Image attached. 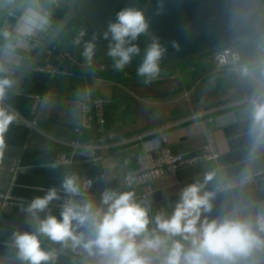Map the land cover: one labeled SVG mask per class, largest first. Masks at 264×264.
I'll return each mask as SVG.
<instances>
[{
  "label": "crops",
  "instance_id": "crops-1",
  "mask_svg": "<svg viewBox=\"0 0 264 264\" xmlns=\"http://www.w3.org/2000/svg\"><path fill=\"white\" fill-rule=\"evenodd\" d=\"M259 2L264 14V0ZM65 12L66 6L53 0H17L13 7L0 9V27L7 28L0 43V61L14 63L21 71L39 48L19 43L18 37L46 39ZM85 43V33L77 25H70L5 101V107L31 119L33 99L15 92L44 96L37 115V130L26 125L9 126L0 148V190L8 184V165L14 161L12 167L17 168V174L12 195L16 200L25 201L0 222V264H20L12 234L36 231L30 214L23 211L34 197L53 187L61 197L53 202L62 203L69 197L61 188L66 173L77 174L82 182L91 180L87 196L95 202L98 197L100 178L95 164L80 157L68 166L58 163L59 155L69 151L68 143L94 145L92 129L81 134L76 132L80 123L79 105L89 97ZM237 46L242 56L241 70L247 68V75L241 70L238 73L217 70L212 53L169 66L160 65L159 75L148 84L137 75V70L125 67L122 71L98 73L94 69L96 60L91 61L94 99L108 100L104 107V130L97 132L98 145L108 146L100 151L104 180L112 182L105 190L122 191L114 181L136 169L141 143L159 140V129L166 126L169 128L164 132L173 153L189 154L201 149L206 143L205 132L210 131L220 158L183 168L174 177H162L147 189V199L141 198L142 189L134 190L136 199L150 208V214L154 215L159 207L171 212L181 189L203 182L208 175L212 179L205 185V191L213 192L215 197L211 218L236 209L254 212L264 205V178L232 191L216 189L226 181L264 170V140L257 142L249 131V102L253 97L264 95V34ZM36 67L57 69L63 74L50 77L37 72ZM215 76L221 78L207 82ZM200 113L204 114L192 119ZM135 137L142 138L136 141ZM60 211L50 212L59 217ZM40 239L43 247L56 250L53 264H95L98 259L82 251L83 257L74 260L70 254L61 253L67 247L53 248L54 243L46 237ZM253 261L264 264V252L255 253L250 264Z\"/></svg>",
  "mask_w": 264,
  "mask_h": 264
},
{
  "label": "clouds",
  "instance_id": "clouds-1",
  "mask_svg": "<svg viewBox=\"0 0 264 264\" xmlns=\"http://www.w3.org/2000/svg\"><path fill=\"white\" fill-rule=\"evenodd\" d=\"M148 34L149 22L142 11L125 7L116 13L103 33L109 41L107 55L116 70L122 71L140 54L135 41ZM172 46L179 50L178 42L173 41ZM84 47L85 56L91 59L95 38ZM166 54L167 47L160 38L151 36L137 67V75L145 84L159 75ZM241 71L248 74L247 68ZM11 84L9 78L0 77V148L4 134L17 119L16 113L3 105ZM249 103L250 135L260 142L264 140V95L253 97ZM211 179L208 175L203 182L186 185L171 212L152 215L133 191L106 189L96 203L87 196L92 181L82 182L77 174L66 173L61 188L69 199L59 217L49 211V205L61 198L55 187L34 197L23 209L36 224V231L12 234L17 258L20 264H53L56 250L43 247V236L61 247L98 257L95 264H250L255 253L264 252V205L254 212L236 209L211 218L215 197L205 191ZM41 213L46 214L41 217Z\"/></svg>",
  "mask_w": 264,
  "mask_h": 264
},
{
  "label": "water",
  "instance_id": "water-1",
  "mask_svg": "<svg viewBox=\"0 0 264 264\" xmlns=\"http://www.w3.org/2000/svg\"><path fill=\"white\" fill-rule=\"evenodd\" d=\"M66 6L64 17L55 25L51 33L42 43L38 51L22 68L7 89L6 97L14 92L21 81L36 66L40 58L50 49L60 34L75 24L80 32L86 35V42L95 38L96 49L89 59L84 54L86 83L92 110V133L94 145H98V134L94 109L92 60L113 61L107 55L108 40L103 38L108 23L114 21L116 13L125 7H135L142 11L149 22V34L141 35L135 43L141 49L127 68L137 70L144 58L150 37L160 38V42L167 47V54L160 62L162 66H169L203 53L224 47L229 44H239L256 36V21L262 14L259 0H53ZM179 44V50L172 46V42ZM226 77V76H222ZM220 76L208 79L214 82ZM80 108V105H79ZM79 123V120H78ZM32 135V134H31ZM14 160V159H13ZM14 161L9 163L8 182L11 178L10 170ZM96 167L100 178V190L96 203L105 187L112 182H105L103 161L97 151ZM7 168V167H6ZM61 247L54 244L53 248ZM52 250L50 247H44Z\"/></svg>",
  "mask_w": 264,
  "mask_h": 264
},
{
  "label": "built area",
  "instance_id": "built-area-1",
  "mask_svg": "<svg viewBox=\"0 0 264 264\" xmlns=\"http://www.w3.org/2000/svg\"><path fill=\"white\" fill-rule=\"evenodd\" d=\"M17 0H0V9H5L7 6L13 7ZM262 6V5H261ZM5 26L0 27V43L3 34L6 32ZM264 34V14L259 16L256 21V35ZM45 39V38H44ZM33 40L27 36H19L17 41L24 45H30L34 49L40 48L43 41ZM212 61L214 66L219 71H231L238 73L241 70L242 56L237 44H229L224 47L215 49L212 53ZM94 69L98 73H106L110 71H116L114 68V62L109 60H96ZM35 70L39 73H44L53 77L55 75L63 74L57 69L36 67ZM20 71V67L14 63H6L0 61V77H6L12 80L17 76ZM18 96H28L33 99V105L31 108V119L23 118L17 115V119L10 125H26L29 129L37 130V115L44 96H30L22 91L15 92ZM90 98L87 97L80 104V123L76 132L81 134L83 131H89L92 129V116L90 109ZM108 100L99 98L94 99L95 119L97 132L101 133L104 130L105 124V104ZM204 113L196 114L192 119L202 116ZM169 127L161 126L159 132L161 134L160 139L154 141H146L141 143V148L136 156V169L129 175L116 179L114 181L118 189L122 191H134L136 189H142V199H147V189L159 179L165 176H176L178 171L183 168L199 164L201 162L217 161L220 158L217 142L215 141L210 131L205 132L206 143L197 151H193L189 154H175L171 151L167 141L165 130ZM142 137H135L134 140L139 141ZM69 151L59 155L58 163L60 165H71L75 158L80 157L89 161L92 165L97 162V151L105 150L108 146L100 145H81L78 142L68 143ZM11 178L5 189L0 190V222L7 216H9L13 208L18 204H24L25 201L16 200L12 195V189L17 174V168L12 167ZM264 178V170L256 173H248L236 179L226 181L223 184L216 187L217 190H234L238 187L255 183L259 179ZM69 199L67 197L62 203L52 202L49 205V211L54 209H62L64 203ZM163 211L162 207H159L155 214ZM61 253H68L74 260L83 257L82 250H73L72 247H67Z\"/></svg>",
  "mask_w": 264,
  "mask_h": 264
},
{
  "label": "trees",
  "instance_id": "trees-1",
  "mask_svg": "<svg viewBox=\"0 0 264 264\" xmlns=\"http://www.w3.org/2000/svg\"><path fill=\"white\" fill-rule=\"evenodd\" d=\"M214 52V50H212V51H209V52H206V53H203V54H211V53H213ZM203 54H201V55H203ZM200 56V55H199ZM196 57H198V56H196ZM193 58H195V57H193ZM190 59H192V58H190ZM189 60V59H188Z\"/></svg>",
  "mask_w": 264,
  "mask_h": 264
}]
</instances>
